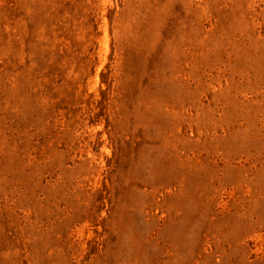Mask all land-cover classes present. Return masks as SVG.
Wrapping results in <instances>:
<instances>
[{"label": "rangeland", "instance_id": "1", "mask_svg": "<svg viewBox=\"0 0 264 264\" xmlns=\"http://www.w3.org/2000/svg\"><path fill=\"white\" fill-rule=\"evenodd\" d=\"M0 264H264V0H0Z\"/></svg>", "mask_w": 264, "mask_h": 264}]
</instances>
